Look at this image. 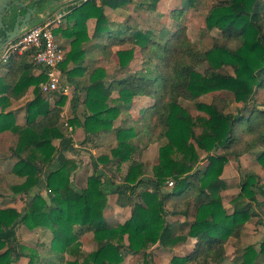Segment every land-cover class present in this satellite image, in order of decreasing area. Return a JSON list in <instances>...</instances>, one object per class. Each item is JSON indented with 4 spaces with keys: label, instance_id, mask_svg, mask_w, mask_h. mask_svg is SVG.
Listing matches in <instances>:
<instances>
[{
    "label": "trees",
    "instance_id": "obj_1",
    "mask_svg": "<svg viewBox=\"0 0 264 264\" xmlns=\"http://www.w3.org/2000/svg\"><path fill=\"white\" fill-rule=\"evenodd\" d=\"M131 1L71 2L64 18L66 26L54 28L57 41L64 37L71 47L58 69L76 85L71 99L74 116L69 125L84 130V144L105 132L117 135V145L110 154L93 161L94 170L86 186L79 188L72 181L78 167L73 158L46 172L60 153L57 142L70 134L61 121L67 97L59 96L52 105V96L58 93L42 92L40 84L47 77L44 72L35 75L30 52L13 56L4 67L6 73L0 77V134L17 136L11 148L17 161L11 172L24 182L11 185L0 173V195L9 189L14 195L29 197L44 179L48 199L36 191L31 200H25L22 212L0 209V264H17L26 255L17 238L21 224L30 230H49L57 259L62 262L63 253L69 256L65 264H122L125 250L147 257L145 251L150 245L172 248L186 237L194 238L196 247L186 258H174V263L224 264L229 241L240 239L248 220L259 215L256 206H264V182L257 174L246 172L239 194L230 201V213L222 198L227 183L221 178L228 155L239 160L254 154L264 167V108L256 98L258 91L264 90V0L214 4L207 11L205 24L208 31L219 34L204 47L180 26L184 7L170 13L176 22L172 32L165 30L164 22L159 28L144 30L138 19L121 23L109 20L108 8L116 10ZM196 1L187 0V6L193 7ZM159 3L142 0L136 8L151 14ZM91 19L95 20L92 36L88 33ZM128 46L133 48L126 49ZM114 52L119 58L118 75L109 80L105 69L94 67L98 59L89 60V55L108 57ZM138 52L143 55L142 67L129 73ZM204 64L207 66L200 71ZM31 88L33 99L24 104L25 113L19 122L17 114L8 109L13 102L26 98ZM114 93H118L116 99L112 98ZM82 94L84 119L77 113ZM210 95L211 102H200ZM140 97L150 99L137 121L141 131L123 123L115 129V121L131 109L134 98ZM187 103L195 104L204 114L193 116ZM233 103L239 105L235 111H228ZM143 143H160L158 162L147 178L145 163L138 160L145 150ZM204 153L209 163L201 168ZM111 164L117 170L124 165L127 168L123 182L115 189L117 203L133 205L130 218L117 226H110L104 217L109 194L103 189V176L98 174L101 165ZM192 210L195 219L188 222ZM170 216L183 218V224L171 222ZM186 223L189 232L184 237ZM85 233L93 234L99 244L96 251H82L78 239ZM260 245L259 251L253 246L240 250L235 263L257 264L258 257L264 255V240ZM40 257L32 252L29 264H39Z\"/></svg>",
    "mask_w": 264,
    "mask_h": 264
},
{
    "label": "rangeland",
    "instance_id": "obj_2",
    "mask_svg": "<svg viewBox=\"0 0 264 264\" xmlns=\"http://www.w3.org/2000/svg\"><path fill=\"white\" fill-rule=\"evenodd\" d=\"M49 0L43 1L39 4V10L44 11V8L48 7ZM83 0H78L76 3H80ZM142 0H132L131 2L126 3L124 6L117 8L116 10L107 9V15L111 22L119 23L125 22L128 19H138L140 22V28L147 29L149 27L159 28L161 22L165 24V30L172 32L175 29L176 22L170 17V13L174 9H181L185 8L184 16L181 18L179 24L181 27L186 28L188 32V36L196 42L200 43L203 47L209 46L211 43V39L213 36L218 35L219 33L216 31H208L206 29L205 24V17L207 11L216 3L222 0H197L193 7L187 6V0H160L159 5H157V11L151 14L146 13L142 10L138 11L136 6ZM38 7V5H37ZM53 7V6H50ZM54 6L53 8H55ZM56 9V8H55ZM52 12L51 17L58 14V10ZM67 7H64L61 12L67 13ZM58 12V13H57ZM162 15V17L160 15ZM160 16V17H159ZM49 17V18H51ZM66 17V16H65ZM67 19L63 20L62 24H66ZM43 20H37L33 25L42 24ZM95 20L88 22V33L92 34L94 28ZM162 27V26H161ZM160 38V37H159ZM59 43L61 41H58ZM126 49L133 48L132 46L125 47ZM119 49V48H117ZM67 56V54H66ZM98 61L94 67H101L105 69L106 74L110 75L109 80L112 78L113 75H118L116 71L119 66V58L117 54L114 52L110 56L99 55ZM143 55L138 52L136 54L135 59L128 67V72L131 73L137 69H141V62ZM207 64L201 66L200 71L205 69ZM127 72V71H126ZM62 77V84L67 86L68 91L67 93H61L53 95L51 102L52 105L55 104V101L58 100L59 96L64 95L67 97V101L64 106H62V123H64L65 131L70 132L67 135L66 139L58 141L57 144L60 147V153L67 152V155H63L60 162L63 160L73 158L77 161V169L72 175V181L75 183L77 187H84L87 184V179L90 175H92L94 166L93 161L97 160L99 157L104 155H109L111 150L117 145V135L115 132H105L102 133L100 136L94 138L93 142L83 143L85 140V135H75L72 136L73 128L69 125V121L73 119V112L71 108V99L73 98L75 87L69 82L67 77L64 74H61ZM84 81V80H83ZM49 94V93H45ZM118 93H114L112 98H117ZM213 96H206L200 99V102L209 103L212 101ZM257 101L259 104H262V108H264V90H259L256 95ZM33 99V98H32ZM84 94L81 95V102L78 107V115H80L84 119V113L86 112V107L83 103ZM150 99L146 98H134L133 105L130 110L124 112L121 118L118 121H115L114 128L116 129L119 125L123 123L124 126L133 127L135 131H141V125L137 122L140 119L141 114L140 111L148 106ZM188 108L191 111L193 116H197L204 112L199 111L195 104L187 103ZM239 104L233 103L231 104L228 111H235V107ZM79 109H81V113H79ZM17 114V120L21 122L23 120V115L25 113V106L22 105H15L14 109L12 110ZM68 123V126H66ZM11 133V132H5ZM4 134V133H2ZM85 134V133H84ZM1 135V134H0ZM17 137V136H16ZM8 145L10 142H13L15 145L17 141H11L10 139L7 140ZM15 145L12 146L15 147ZM145 150L143 151L142 156L138 159L145 163V171H146V178L152 176V168L155 163L157 164L159 158V146L160 143L155 144H147L143 143ZM64 148H66L64 150ZM74 149V150H73ZM11 150V149H10ZM59 153V154H60ZM207 153L202 155V161L200 162L199 166L204 168L208 165V159H206ZM12 157V156H11ZM254 154H245L240 157L239 160H236L234 156H227V163L224 166L221 178L226 181L227 188L226 191L222 193L223 203L225 204L226 209H229L231 213L232 209L230 208L229 204L230 201L240 192V184L242 177L246 172H253L261 177L262 182H264V167L254 158ZM14 160L15 158L12 157ZM10 169V167L8 168ZM126 165L120 168V170L116 169L115 164H111L108 167L101 165L100 170L98 171L99 175L103 176V189L109 194L108 197V207L105 212V219L110 224V226H117L119 224L124 223V221L128 220L131 216V211L133 209V205L127 206H120L117 203L118 196L115 193V189L118 185L123 182V177L126 173ZM15 175V174H14ZM13 178V179H12ZM9 183L13 185H19L24 182L23 179H18L15 177H10ZM171 182V181H170ZM170 182H168V186H170ZM43 190L40 192L48 199V194L45 191L44 185L41 186ZM6 190V189H5ZM34 191V190H33ZM2 192V191H1ZM9 189L3 192V197H0V209H16L19 212L25 210V204L27 199L31 200L32 197H24L22 195H14L11 193ZM260 201H263V198L258 196ZM168 206L171 207L172 204L168 203ZM258 210V217L253 218L254 220H248L246 223L240 239H231L226 247V256L227 260L224 264H236L235 258L238 256V252L240 250H245L249 246H253L255 250L259 251L261 248L260 244L264 240V206H256ZM171 222L179 221V224H183L184 219L179 216H170L169 217ZM195 219V211L192 210V215L187 219L188 222H192ZM259 220L262 223H258ZM178 223V222H177ZM184 234L185 237L189 232V225L186 223L184 225ZM78 232V231H77ZM76 232V233H77ZM17 238L21 246L25 249L26 254L22 257L17 264H29V256L32 252L36 251L37 254H40V263L39 264H65V261L69 257L68 254L63 253V261L57 259L55 252L52 251V240L53 234L47 229H35L30 230L24 225H19L17 227ZM187 240L177 244L172 248H165L161 246L159 243L156 245H150L149 248L145 251L147 255L144 254H132L128 252V250L124 251L125 259L122 264H197L195 262L191 263L188 261H184L181 263H174L173 259H184L187 255L196 247V240L192 237H186ZM78 242L81 244V249L84 253H90L96 251L99 248V244L93 237L92 233H85L79 236ZM54 263H51V262ZM211 262V261H210ZM210 264H214L211 262ZM257 264H264V255L258 257Z\"/></svg>",
    "mask_w": 264,
    "mask_h": 264
},
{
    "label": "built area",
    "instance_id": "obj_3",
    "mask_svg": "<svg viewBox=\"0 0 264 264\" xmlns=\"http://www.w3.org/2000/svg\"><path fill=\"white\" fill-rule=\"evenodd\" d=\"M67 14L68 12H59L51 18H45L42 24L24 29L18 37L4 43L0 49V70L4 69L13 56H22L30 52L33 61L43 68L47 77L46 81L40 84L42 92L67 93L68 88L62 84L61 73L58 70L67 53L54 34V28L62 25ZM170 186H173V182H170Z\"/></svg>",
    "mask_w": 264,
    "mask_h": 264
},
{
    "label": "crops",
    "instance_id": "obj_4",
    "mask_svg": "<svg viewBox=\"0 0 264 264\" xmlns=\"http://www.w3.org/2000/svg\"><path fill=\"white\" fill-rule=\"evenodd\" d=\"M75 1H78V0H51V2L53 3V7L54 6H59V7H57L55 9V11H56L59 8L58 12H61V10L64 7H69V4H71V2H75ZM26 2L28 3L29 1L27 0ZM29 4L30 3H28V5ZM53 7H51V8H53ZM15 8H12V9H14L13 11H14L15 15H17L20 11L18 12ZM46 10L50 11L52 9H48L47 8ZM48 11H44V12L41 11V12H39V15L35 18V22L38 19L40 20L41 18L45 19L46 18V15L48 16V14H46V12H48ZM21 12L23 14L25 12V10L24 9H21ZM66 12L69 13V11H66ZM119 23H121V22H119ZM31 26H34V25H31ZM65 26H66V24H64V27ZM94 26H95V24H94ZM93 31H94V28H93ZM93 31H92V33H93ZM90 36H92L91 33H90ZM58 39H59V41H61L60 44L62 45V47L64 48V50L68 54L69 50L71 49L70 44L68 42V39H64V37H59ZM94 57H95V55H89V60L98 59V57L97 58H94ZM90 64H92V61L90 62ZM42 69L43 68L41 66H39V65H37L35 63V66H34V69L33 70H34V73H35L36 76L39 75V74H41L43 72ZM5 73H6L5 69H1L0 70V77L4 76ZM69 82L71 83V85H73V88L76 86L71 81H69ZM32 92H33V88L30 89V91L28 92V95H27L26 98H24L23 100H20L19 102H13L12 106L8 110H13L14 107H15V105H17V104H19V105H22L23 104L24 105L27 102V100H32V98H33V93ZM140 98H143V97H140ZM79 113H81V109H79ZM62 124H64V123H62ZM75 135H78V137H79V135H83L84 136L85 135L84 134V130L82 128H76L75 130H73V133H72V136L73 137H75ZM8 139H10L11 141H13V139H14V141H17V137L15 135H13L12 133H4V134H1L0 135V173L5 176V178H6L7 181H9L10 180V177H12V176L15 177V178L20 179L19 177H17L16 175H14L11 172L12 171V168H13V166L15 164L14 162L17 161V159L14 160L11 157L12 155H11V150L10 149L15 144L13 142H10V144L8 145V142H7ZM65 149L66 148H64V150ZM63 155H67V152H63V153H60L58 155L57 161L51 167H49L46 170L47 173H49V172H51V171H53V170H55V169H57L59 167V165L62 163V162H60V159H62V157H64ZM9 167H10V169H8ZM9 184H11V183H9ZM11 185H13V184H11ZM42 185H44V187H46V182H45L44 179L42 180V183L37 188H35L34 191L31 192L32 193L31 194V197L33 196V194H35L34 192L43 190V188L41 187ZM45 191H46V188H45ZM0 197H3V196L0 195ZM51 263H54V262L52 261Z\"/></svg>",
    "mask_w": 264,
    "mask_h": 264
},
{
    "label": "water",
    "instance_id": "obj_5",
    "mask_svg": "<svg viewBox=\"0 0 264 264\" xmlns=\"http://www.w3.org/2000/svg\"><path fill=\"white\" fill-rule=\"evenodd\" d=\"M0 0V49L4 43L12 41L26 28L33 25L38 12L37 7L29 8L28 3L41 4L44 0ZM16 7V8H15ZM18 12L26 9L27 13L20 12L15 15L14 9Z\"/></svg>",
    "mask_w": 264,
    "mask_h": 264
},
{
    "label": "flooded vegetation",
    "instance_id": "obj_6",
    "mask_svg": "<svg viewBox=\"0 0 264 264\" xmlns=\"http://www.w3.org/2000/svg\"><path fill=\"white\" fill-rule=\"evenodd\" d=\"M44 1H46V0H44ZM48 2H49V4H48V7H47V8L53 10V8L50 7V6H53V3L51 2V0H49ZM28 6H29V8L37 7V5L34 4V2H33V3H30ZM39 8H41V7H39V5H38V7H37L38 12H37L36 17L39 15V12H41V11L39 10ZM47 8H44V11H48V10H46ZM52 10L46 12V14H50V13L52 12ZM44 11H43V12H44ZM26 13H27V10H26V9H25V12H24L23 14H22V12L20 11V14H22V15H24V14H26ZM46 16H47V15H46Z\"/></svg>",
    "mask_w": 264,
    "mask_h": 264
}]
</instances>
